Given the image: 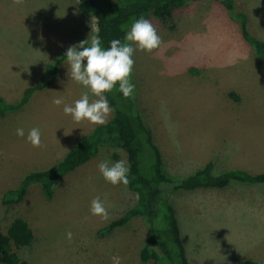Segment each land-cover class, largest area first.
<instances>
[{"label":"rangeland","instance_id":"rangeland-1","mask_svg":"<svg viewBox=\"0 0 264 264\" xmlns=\"http://www.w3.org/2000/svg\"><path fill=\"white\" fill-rule=\"evenodd\" d=\"M233 3L235 10L245 14L249 33L264 40V0ZM173 14L172 29L154 15L146 18L161 43L151 51H135L131 73L135 84L131 97L161 151L167 174L182 177L207 160L214 162V172L262 171L264 60L243 39L238 20L218 0L187 1ZM95 30V18L84 15L77 0H0V97L14 103L27 86L43 84L20 108L0 113V231L6 232L17 217L27 221L33 239L16 248V253L28 264H144L139 256L147 238L142 217L102 230L136 200L125 184L105 181L97 167L102 160L110 164L126 160L120 148L114 158L101 146L89 160L63 175L50 198L43 195L39 183H32L20 202L1 201L25 173L56 164L85 133L63 112V104L52 101L63 97L70 104L87 91L68 77L63 53L87 38L88 43ZM55 61H60L55 79L46 83L50 78L46 66ZM89 99L96 97L89 93ZM18 127L24 128L25 135L32 127L43 131L40 146L17 136ZM53 139L65 142L49 144ZM235 183L251 185V192H235V197L217 207L209 199L215 200L221 187L164 189L191 264L264 260V195L256 196L264 191L258 187L264 183L231 181L227 186ZM96 196L108 211L106 219L89 211ZM69 231L71 239L66 236ZM211 242L221 250H230L228 244L231 252L226 258H232L216 259L203 252L204 259H190V250H208ZM241 254L251 257L239 259Z\"/></svg>","mask_w":264,"mask_h":264},{"label":"trees","instance_id":"trees-1","mask_svg":"<svg viewBox=\"0 0 264 264\" xmlns=\"http://www.w3.org/2000/svg\"><path fill=\"white\" fill-rule=\"evenodd\" d=\"M187 1L196 0H77V5L84 15L95 18L94 35L99 34L103 46L107 47L111 39H122L132 21L141 16L148 18L154 15L164 27L174 28L173 11ZM218 1L228 15L238 20L243 39L264 60V40L249 33L245 14L235 10L233 0ZM59 62L55 61L46 66L47 73L50 74L46 83L54 81ZM42 85L37 83L27 86L20 99L14 103H8L0 97V113L20 108L28 101L31 93ZM106 96L113 108L112 117L77 138L56 164L25 173L16 187L3 193L2 203L20 202L32 183H39L43 195L50 198L54 185L63 175L89 160L101 146L106 147L114 158L119 155L116 148H120L125 152L129 166L126 186L136 195V200L119 217L110 220L102 230L122 226L132 217L140 216L147 227V238L139 250L144 264H191L185 253L175 209L164 189L170 187L172 191H177L199 187L222 188L231 181L264 183V169L256 173L237 168L214 172V162L207 160L187 175L170 176L149 127L137 112L134 99L131 96L123 97L116 88L107 92ZM32 239L33 232L27 221L15 218L6 232L0 231V262L28 264L16 253V248L29 245ZM210 264H264V260L241 259Z\"/></svg>","mask_w":264,"mask_h":264},{"label":"clouds","instance_id":"clouds-1","mask_svg":"<svg viewBox=\"0 0 264 264\" xmlns=\"http://www.w3.org/2000/svg\"><path fill=\"white\" fill-rule=\"evenodd\" d=\"M87 39L69 46L64 54L68 77L83 85L87 91L70 104L64 103L63 97H55L52 102L63 104V112L75 122L87 120L93 124H104L113 111L106 93L116 88L123 97L133 95L135 84L131 80V73L135 62L134 52L158 48L161 37L153 24L141 16L132 21L122 39H111L107 47L103 46L99 34L93 35L90 43H87ZM89 93L96 99L90 101ZM15 134L24 137L34 147L41 144L38 127L30 128L26 135L24 128L18 127ZM97 167L104 180L112 185L128 183L129 166L126 160L119 159L111 164L102 160ZM89 211L101 219L108 217V211L99 196L92 198ZM66 236L71 239L72 233L69 231Z\"/></svg>","mask_w":264,"mask_h":264},{"label":"crops","instance_id":"crops-1","mask_svg":"<svg viewBox=\"0 0 264 264\" xmlns=\"http://www.w3.org/2000/svg\"><path fill=\"white\" fill-rule=\"evenodd\" d=\"M108 119H110V118H108ZM77 125H80L79 126L80 129L85 128L84 132L87 133L88 131H90L97 124H93V123L88 122L87 120H84V121H81V122H75V126H77ZM42 132L43 131H41V133ZM64 142L65 141H63V140L62 141L61 140L60 141H56V140L53 139V140H51L49 142V144H54V145H58L59 146V144H62ZM224 170H226V169H224ZM258 187L260 188V187H264V186H258ZM205 188H207V187H205ZM195 189H198V188H195ZM199 189H201V187H199ZM262 189H264V188H262ZM191 190H194V189H191ZM191 190H185V191H191ZM235 192H237V193H250L251 192V185L248 186V185L244 184V185L241 186L240 184L235 183L234 186H227L226 188H223V189H221V188L220 189H217V192H216L217 196H216L215 200H211V199H209V200L212 201L215 206L217 204L220 205L223 202V200L229 199L231 197H235L236 195L233 194ZM263 192H261V191L260 192H257L256 193L257 194L256 196L262 198V196L264 195ZM206 198H208V196ZM216 207H213L214 208L213 210H215ZM180 235H181V233H180ZM210 244H211V247H210L209 244L207 245V249L208 250H204L203 247L202 248H197V249L190 250V255H189L190 256V259H191V257L193 259H195V260H202V259H204L203 252L208 253L209 256H213L216 259H220L221 257H223L225 259H231L232 258L231 256L229 258H226L227 256H229L228 255L229 252H231V248L228 246V244H227V247L230 250H221L217 246V244L216 243H213V242H211ZM184 248H185V246H184ZM185 253H186V251H185ZM186 256H187V254H186ZM242 257H251V256H249V255H244L243 256L241 254L240 257H239V259L242 258ZM243 259H246V258H243ZM249 260H251V259H249Z\"/></svg>","mask_w":264,"mask_h":264}]
</instances>
